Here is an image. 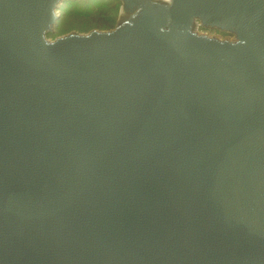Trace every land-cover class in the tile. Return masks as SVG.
Returning <instances> with one entry per match:
<instances>
[{"label":"water","instance_id":"obj_1","mask_svg":"<svg viewBox=\"0 0 264 264\" xmlns=\"http://www.w3.org/2000/svg\"><path fill=\"white\" fill-rule=\"evenodd\" d=\"M67 1L0 0V264H264V0Z\"/></svg>","mask_w":264,"mask_h":264},{"label":"rangeland","instance_id":"obj_2","mask_svg":"<svg viewBox=\"0 0 264 264\" xmlns=\"http://www.w3.org/2000/svg\"><path fill=\"white\" fill-rule=\"evenodd\" d=\"M76 5H68L66 8L61 6L62 8L60 9V14L61 18L58 21V27L55 31V33L49 37L50 40L55 41L60 36H66L70 34H74V32L81 33V34H88L92 30H98L93 27H90V22H89V17L88 15L90 13H95L99 9L97 6L99 2L103 5L107 4L109 2L108 0H74ZM116 4V3H114ZM104 5V6H105ZM106 7V6H105ZM122 8V7H121ZM121 8L119 9V18H118V23L122 22V17L123 14L121 15ZM67 11V12H66ZM77 24H80L82 27H79ZM79 27V28H78ZM83 27H88V29H84ZM200 34L201 33H207L210 34L213 37H217L219 39H228V40H235L234 36H230L227 34H222L221 32L219 33L218 31H213L210 33L207 30H201V28L198 30Z\"/></svg>","mask_w":264,"mask_h":264},{"label":"trees","instance_id":"obj_3","mask_svg":"<svg viewBox=\"0 0 264 264\" xmlns=\"http://www.w3.org/2000/svg\"><path fill=\"white\" fill-rule=\"evenodd\" d=\"M107 4L104 6L101 2L97 3L99 9L95 11V13H90L88 15L90 27L98 29L100 31H107L115 29L118 25V18H119V9L122 7L121 3L115 0H108ZM116 3V4H114ZM76 5L74 0H69L63 4V7L66 8L68 5ZM67 12V11H66ZM79 27H82L80 24H77ZM78 27V28H79ZM85 30L88 27H83ZM52 36V35H50Z\"/></svg>","mask_w":264,"mask_h":264}]
</instances>
